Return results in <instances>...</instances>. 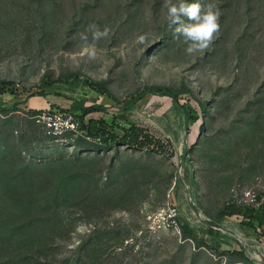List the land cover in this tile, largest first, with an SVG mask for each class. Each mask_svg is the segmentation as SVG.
Here are the masks:
<instances>
[{
  "label": "rangeland",
  "instance_id": "obj_1",
  "mask_svg": "<svg viewBox=\"0 0 264 264\" xmlns=\"http://www.w3.org/2000/svg\"><path fill=\"white\" fill-rule=\"evenodd\" d=\"M199 2L221 27L189 55L164 0H0V101L20 105L0 113V264H244L228 262L235 248L264 264V225L210 217L264 183V0ZM90 24L110 29L95 59ZM41 93L78 99L117 135L141 127L167 154L49 138L23 106ZM172 205L180 230L150 231Z\"/></svg>",
  "mask_w": 264,
  "mask_h": 264
},
{
  "label": "trees",
  "instance_id": "obj_2",
  "mask_svg": "<svg viewBox=\"0 0 264 264\" xmlns=\"http://www.w3.org/2000/svg\"><path fill=\"white\" fill-rule=\"evenodd\" d=\"M80 74H71L68 77H63L64 80L72 79L73 77H79ZM89 85H91L89 83ZM99 88H96L94 85H91L92 89L96 90L99 94L105 95L107 97H111L106 87L103 83L98 84ZM153 89V87L146 88L145 91H149ZM167 88H160V90H165ZM184 93H190L189 90L183 89ZM46 93H41L44 96ZM16 107L4 108L0 109V113L8 114L13 111ZM40 113V111L29 112V116L33 117ZM76 117V116H75ZM80 120V128L84 132V136H75L76 143L81 145L88 151H103L105 148H108L111 144L109 142H113V144L124 145L128 148H140L143 150L144 148H149L152 146L153 150H157L161 155L167 154L161 146V142L158 139H154L151 134L146 132L141 127L136 125H132L129 128L122 129V135H117L113 132H110L111 129L103 122H94L88 121L87 123L83 121L82 117H79ZM203 129V125L200 127V131ZM44 133V131H43ZM74 137L72 134H68L65 138ZM172 155V152L171 154ZM262 198V197H261ZM259 198V200L261 199ZM259 210H250L249 208L238 209L234 205L225 206L220 211H218L214 216L210 215L211 219L214 221L219 220L223 217H229L232 215H241L242 216V224L251 228H258L264 225V199L260 200ZM244 210V212H242ZM257 224V225H256ZM196 248H200L203 245L198 243L196 239ZM240 250V251H239ZM233 250L230 253H225L228 256V262L231 263L235 260V262H240L244 264H252L250 260L245 256L243 249Z\"/></svg>",
  "mask_w": 264,
  "mask_h": 264
},
{
  "label": "clouds",
  "instance_id": "obj_3",
  "mask_svg": "<svg viewBox=\"0 0 264 264\" xmlns=\"http://www.w3.org/2000/svg\"><path fill=\"white\" fill-rule=\"evenodd\" d=\"M163 7L167 9L169 27H174V39H183L186 53L189 55L208 49L220 31L221 11L215 3L189 2V0H164ZM186 18V19H184ZM89 36L80 33L84 42V51L89 59L96 57V44L109 35L110 29H103L96 24L88 25ZM255 256V253H253Z\"/></svg>",
  "mask_w": 264,
  "mask_h": 264
},
{
  "label": "built area",
  "instance_id": "obj_4",
  "mask_svg": "<svg viewBox=\"0 0 264 264\" xmlns=\"http://www.w3.org/2000/svg\"><path fill=\"white\" fill-rule=\"evenodd\" d=\"M44 131V134L53 139H64L66 135L84 136L80 128V120L70 112L59 109H47L33 116ZM262 196V198H261ZM264 199V183L257 184L256 189H247L241 195V201L237 202L241 206L248 208H258L260 200ZM178 209L172 205L168 206L148 219V229L152 232L172 230L178 232L181 223L179 221Z\"/></svg>",
  "mask_w": 264,
  "mask_h": 264
},
{
  "label": "crops",
  "instance_id": "obj_5",
  "mask_svg": "<svg viewBox=\"0 0 264 264\" xmlns=\"http://www.w3.org/2000/svg\"><path fill=\"white\" fill-rule=\"evenodd\" d=\"M51 97H53V96H51ZM99 97L101 98V96H99V95H97L96 98L94 97V99L91 101L93 105L97 104V102H98L97 98H99ZM79 102L80 101L78 99L75 101H65V102L59 98H56L55 100H50L48 97H43L41 94L40 95L38 94L37 96L29 98L26 101V103L23 104V106H26L27 109L30 110V112L45 110V109H48V107L52 106L54 108H58L61 111L70 112L71 114L75 115L78 119H79V117H82L83 121L86 123L88 121H94V122H103L107 125V123L105 122V119L103 117L99 118L96 116H92L91 113L87 112L88 110L82 109L80 107ZM5 106H7V104L1 103V101H0V109L6 108ZM13 106L18 108L20 105L16 104ZM1 107H4V108H1ZM92 109H95V107H92ZM251 230L253 231V229H251ZM245 232H247V231H245ZM247 233H249V232H247ZM253 239L256 240V238H253ZM239 249L235 248L233 250H239ZM259 256L262 257L260 259L262 261H264V256L263 255H259Z\"/></svg>",
  "mask_w": 264,
  "mask_h": 264
}]
</instances>
